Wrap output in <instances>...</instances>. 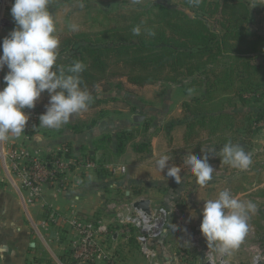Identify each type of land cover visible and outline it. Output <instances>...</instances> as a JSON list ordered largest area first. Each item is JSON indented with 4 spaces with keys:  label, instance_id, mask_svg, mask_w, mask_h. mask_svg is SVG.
I'll return each instance as SVG.
<instances>
[{
    "label": "crops",
    "instance_id": "0c3cea01",
    "mask_svg": "<svg viewBox=\"0 0 264 264\" xmlns=\"http://www.w3.org/2000/svg\"><path fill=\"white\" fill-rule=\"evenodd\" d=\"M118 80L123 83L103 93L102 102L74 114L61 127L39 126L37 118L29 132L25 130L19 138L9 136L7 143L24 146L40 155H50L66 148L79 159L92 161L94 168L80 165L70 173L66 188L46 186L41 200L64 214L71 206L75 207L81 219L106 229L105 243L116 247L121 264H143L141 254L138 249L131 247L127 235L115 231L117 228L114 229L112 222L114 213L108 210L107 204L119 200L122 193H128V188L136 183L144 191H151L145 197L150 200V205L165 204L172 196L169 194L164 199L156 198L154 189L160 185L162 178L154 167L145 162H137L135 168L130 169L128 162L124 161L127 156L117 155V135L122 131L131 133L124 150L119 153H161L169 146H177V141L182 140V131L170 127L174 123L171 119V104L178 106L187 101L185 92L191 87H162L161 82L136 86L124 78ZM179 111L181 108L176 112ZM24 112L30 119L29 109H24ZM136 115L143 116V119L134 121ZM138 145L144 147L143 152H138L141 151ZM120 163L126 166L124 174L112 175L108 172L107 167ZM15 182L18 184L19 180ZM230 183L212 182L205 187L194 182L186 183V189L192 192L199 190V193L190 196L186 193L177 199L179 206L184 209V219L194 222L192 225L196 228L195 223L201 220L202 200L212 199L206 191H214L217 196L220 190L227 189L233 194ZM22 193L23 197L7 178L0 154V264H49L51 257L52 264H80L67 258L76 239L75 232L64 225L58 230V237H55L51 227L44 229L41 237L36 235L32 222L43 219L44 212L40 203H27L24 199L26 192ZM194 212L195 217L192 216ZM172 220L164 235L156 241L159 264H200L204 251L202 245L207 244L205 239L198 232L196 235L197 242L201 241L200 247L191 246V241L196 237L187 238V245L182 247L179 240L184 229ZM256 238H264V233ZM229 258L232 264H240L241 259L234 255L233 249L229 251Z\"/></svg>",
    "mask_w": 264,
    "mask_h": 264
},
{
    "label": "trees",
    "instance_id": "16d2710c",
    "mask_svg": "<svg viewBox=\"0 0 264 264\" xmlns=\"http://www.w3.org/2000/svg\"><path fill=\"white\" fill-rule=\"evenodd\" d=\"M262 11L264 0H181L177 5L117 9L105 14V29L64 38L57 64L67 68L76 60L83 62L81 86L94 100L88 107L102 102L101 95L109 90L103 85L114 77L136 86L169 82L200 88L198 96L182 103L184 138L198 130L236 135L233 130L243 124L238 117L249 121L253 116V123L244 125L247 131L264 118L261 106L246 118L247 113L236 109L254 95L264 96V33L251 27L252 15ZM137 25L138 36L132 33ZM145 28L155 35H147ZM130 137L128 131L118 133V153ZM243 182L258 183L241 175L236 184L241 188Z\"/></svg>",
    "mask_w": 264,
    "mask_h": 264
},
{
    "label": "clouds",
    "instance_id": "9594fccd",
    "mask_svg": "<svg viewBox=\"0 0 264 264\" xmlns=\"http://www.w3.org/2000/svg\"><path fill=\"white\" fill-rule=\"evenodd\" d=\"M256 5L253 2L251 7ZM49 9L50 0H13L10 14L14 27L0 40V71L7 68L0 81L4 85L0 87V142L7 141L9 136L19 138L25 132L29 115L24 109L34 108L45 91L49 99L38 117V125L46 128L66 124L74 114L85 111L93 99L81 86V73L85 70L82 61L76 60L67 68L57 64L60 41ZM71 29L76 31L78 27L72 25ZM145 31L149 36L155 35L152 29ZM132 33L140 35L141 26H134ZM207 152H214L220 163L233 169L246 170L252 163L251 153L232 142L225 143L219 151L211 148ZM208 160L207 154L184 155V165L201 187L212 180L215 171ZM169 162V156L162 155L156 167L179 183L181 169ZM202 201L199 231L207 246H213L221 254L238 247L248 232L249 215L257 210V205L234 197L227 189ZM195 215L194 212L192 216Z\"/></svg>",
    "mask_w": 264,
    "mask_h": 264
},
{
    "label": "rangeland",
    "instance_id": "374dc122",
    "mask_svg": "<svg viewBox=\"0 0 264 264\" xmlns=\"http://www.w3.org/2000/svg\"><path fill=\"white\" fill-rule=\"evenodd\" d=\"M181 0H50V12L52 13L55 23H56V33L55 35L58 37L60 44L57 51H59L61 47L62 41H64V38L68 37H74L76 34L84 32L89 34L94 33V31L103 30L106 28L107 18L105 14H110L112 12H115L117 9H123V8H142L147 7L148 5L152 3H166L169 5H177L180 3ZM13 4V0H8V5L6 6L4 16L8 20V25L0 30V40H2L3 37H5L14 27V21L10 14V9ZM83 5V6H81ZM72 25H77L78 30L73 31L71 29ZM251 27L252 29L264 33V11L253 14L251 17ZM7 68L5 67L2 70L1 74V81L4 74H6ZM120 78L125 77H114L111 79V82L105 83L103 86L108 88L109 90L114 85H120L123 82H120ZM129 83V82H128ZM1 86L4 85L1 83ZM162 87H176V84L169 83V82H161ZM179 86V85H178ZM98 89V88H97ZM200 88L191 87L187 92H185L186 97H188V100L196 97L200 94ZM260 95H254L249 99V102H246L245 105L237 104V111L239 110L241 113H244V117L246 118L247 115L254 114L256 111V107L261 106L264 107V96L259 97ZM48 94L47 91L41 94L40 99L36 102L35 107L32 108L36 112L43 113L45 111V105L48 103ZM94 100L92 99V102ZM172 108V120L174 123L170 126L172 130H175V128H179L182 131V140L179 142L177 141V146H169L168 149L162 151L161 153H117V155H123V157H126L124 160L125 162H128V165L130 169L135 168V164L137 162H145L151 167L155 168V172L160 175V178H162V182L159 186L156 187V198H166L170 194L172 198L169 197V200L166 205L168 207L169 215L167 219L166 229L167 225L170 221H176L178 226H181L184 231L183 235L180 238L179 244L184 247L187 244H185L188 239L192 237H196L195 242L196 244L191 246H201V241L198 240L197 242V235L196 233L199 231V222H196V228L192 225L194 222L191 220H185L184 215V209L179 206L177 199L182 197V195L186 194L188 196L192 195V193H199V190H195L194 192L188 190L185 188L186 183L194 182L195 177L190 173L187 166L184 165L183 159L184 155L188 152H191L192 154H195L197 156H200L202 154H207L209 157V164L214 168L213 178L208 183H230V189L232 191V195L234 197H237L243 201L251 200L257 205V210L249 215L248 219V232L243 237V239L240 241V246L236 247L234 250V255L237 256V258L241 259L239 260L240 264H246L250 261L252 257V251L250 250V247L252 245H259L264 250V238H256L259 234L264 233V118L261 119L257 125H253V127L248 130V126H245L246 123H253V116L250 118L251 120H245L243 117H238V121L242 122L243 124L238 129L236 128L235 134H224L223 132L218 134H208V130H198L196 134L193 136L190 135L186 139L184 138V135L186 133V127H185V116L186 111L184 109L183 104H179L176 106V104H171ZM178 108H181V111L176 112ZM27 109V108H25ZM30 110V109H29ZM229 111L231 108L228 109ZM189 117V116H188ZM175 127V128H174ZM234 128V129H235ZM246 128V129H245ZM243 129V131H242ZM180 133V132H179ZM219 137H227V139H230L228 142H232L234 144H240L243 146L245 151L251 153L252 156V163L250 167L246 170H238L233 169L228 165H225L223 163H220V158L215 155V153H208L207 151L211 148H215L216 151H219V149L227 142L220 141ZM179 140V139H178ZM138 149L141 148V146L138 145ZM137 149V150H138ZM144 147L141 148V151L143 152ZM202 151H204L202 153ZM162 155H168L170 158V164L178 166L181 171L179 173V183H176L174 178L167 177L164 172H160L156 167V161L159 159ZM134 165H133V164ZM112 167L117 166H124L125 172H126V166L125 164H117V165H111ZM241 175H246L252 181H257L256 185L253 186L247 184L246 182H243L241 184V188L239 187V184H236L237 179ZM186 189V190H185ZM128 193H122V197L119 200H112L110 203H116L118 204V208L122 209L123 205L129 204L130 201L135 200L136 198H140L141 196L148 197L149 193L151 191H144L139 184H132L131 187L128 188ZM152 190V189H151ZM221 191V190H220ZM219 191V192H220ZM209 193V196L212 198H215V192L213 191H206V193ZM191 193V194H190ZM194 196V195H193ZM158 202V201H157ZM129 206V205H128ZM108 209L111 212H115L114 208ZM114 218V214H113ZM194 220V219H193ZM113 224L115 223L112 221ZM41 232L44 230V228L40 227ZM255 236V237H254ZM188 238V239H187ZM135 250L138 249V245L135 240V233L133 230H129V233L127 234L126 238ZM41 242V241H40ZM193 243V241H191ZM204 249L212 248L215 249L213 246H207V244L202 245ZM202 248V247H201ZM50 254V253H49ZM143 258V257H142ZM144 262V259H143ZM53 263V259L51 257L50 263Z\"/></svg>",
    "mask_w": 264,
    "mask_h": 264
},
{
    "label": "built area",
    "instance_id": "2783aa9c",
    "mask_svg": "<svg viewBox=\"0 0 264 264\" xmlns=\"http://www.w3.org/2000/svg\"><path fill=\"white\" fill-rule=\"evenodd\" d=\"M7 5L8 0H0V30L8 25V20L4 16ZM1 74L2 71H0V81ZM0 87H2L1 83ZM29 111L30 119L25 129L28 132L33 127V121L40 115L33 109ZM0 154L3 158L7 178L15 185L20 195L23 197L22 192H26L24 199L27 203H40L44 218L39 222H32V229L36 235L42 236L40 227L44 229L51 227L55 237H58V230L67 225L76 234V239L67 255L68 260L80 264H121L116 247L108 246L105 243L106 229L81 219L73 206L64 214L51 204L43 203L41 200L46 186L58 189L66 188L70 173L80 165L94 168L95 164L92 161L81 160L66 148H61L50 155H40L37 152H31L24 146L8 144L7 141L0 142ZM107 170L112 175L125 173L124 166H109ZM15 178L19 180L18 184L15 182ZM133 201L123 205L122 209L117 207V202L107 204L108 209L111 210L113 207H117L114 208L115 212H112L114 213V229L117 228L116 232L126 235L129 230H133L138 251L144 259L143 264H159L156 241L166 231L168 207L164 204L150 205L149 211L145 212L134 208ZM192 244H196L195 240ZM250 250L252 257L246 264H264V250L259 245H252ZM202 256L203 260L200 264H232L229 252L221 254L215 249L207 248L204 249Z\"/></svg>",
    "mask_w": 264,
    "mask_h": 264
},
{
    "label": "water",
    "instance_id": "95a60500",
    "mask_svg": "<svg viewBox=\"0 0 264 264\" xmlns=\"http://www.w3.org/2000/svg\"><path fill=\"white\" fill-rule=\"evenodd\" d=\"M143 119V116L141 115H136L134 117V121L139 122ZM133 207L137 209H141L145 212L149 211L150 208V200L147 198H142V199H136L133 201Z\"/></svg>",
    "mask_w": 264,
    "mask_h": 264
}]
</instances>
